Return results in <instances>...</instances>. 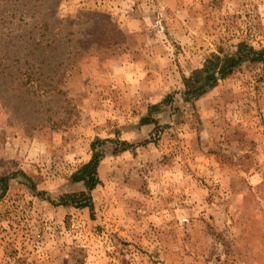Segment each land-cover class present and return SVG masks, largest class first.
<instances>
[{"label":"rangeland","instance_id":"rangeland-1","mask_svg":"<svg viewBox=\"0 0 264 264\" xmlns=\"http://www.w3.org/2000/svg\"><path fill=\"white\" fill-rule=\"evenodd\" d=\"M240 42L264 0H0V264H264V65L182 96Z\"/></svg>","mask_w":264,"mask_h":264},{"label":"trees","instance_id":"trees-1","mask_svg":"<svg viewBox=\"0 0 264 264\" xmlns=\"http://www.w3.org/2000/svg\"><path fill=\"white\" fill-rule=\"evenodd\" d=\"M44 21L46 22V20ZM245 62H260L264 65V46L257 49L251 44L240 42L236 51L232 54H213L206 60L199 71L191 73L183 78L184 90L182 96L184 101H195L215 86L219 80L233 73ZM64 80L65 76H57L58 85H55L53 90L64 97L65 106H72L70 109L68 108L66 112L67 116L70 117V112L73 110V105H71L72 97L66 89H63V87L59 85V83ZM61 120H64V118ZM96 144L97 142L91 144L92 155L90 159L82 164L72 175L73 181L83 183L84 188L79 191L63 194L60 197L59 204L65 206L71 205L78 208L87 207L93 210L92 191L101 182L98 174V166L104 157L103 151L98 150ZM11 178L12 176L10 175L0 177V185L2 186L0 198L4 195Z\"/></svg>","mask_w":264,"mask_h":264}]
</instances>
